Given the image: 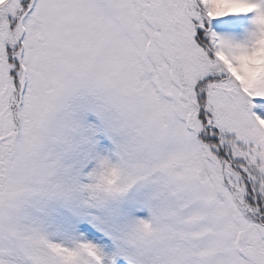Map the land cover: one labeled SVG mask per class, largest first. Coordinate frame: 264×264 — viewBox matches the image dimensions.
Segmentation results:
<instances>
[{
  "label": "snow or ice",
  "instance_id": "6c2138e0",
  "mask_svg": "<svg viewBox=\"0 0 264 264\" xmlns=\"http://www.w3.org/2000/svg\"><path fill=\"white\" fill-rule=\"evenodd\" d=\"M0 264H264V0H0Z\"/></svg>",
  "mask_w": 264,
  "mask_h": 264
}]
</instances>
